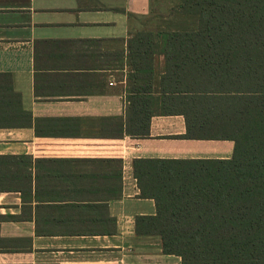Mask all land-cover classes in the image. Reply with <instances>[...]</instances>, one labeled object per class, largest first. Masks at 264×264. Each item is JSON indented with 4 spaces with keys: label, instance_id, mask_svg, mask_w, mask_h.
I'll return each mask as SVG.
<instances>
[{
    "label": "crops",
    "instance_id": "0c3cea01",
    "mask_svg": "<svg viewBox=\"0 0 264 264\" xmlns=\"http://www.w3.org/2000/svg\"><path fill=\"white\" fill-rule=\"evenodd\" d=\"M155 6L0 0V264H181L136 232L157 207L133 161L225 159L234 142L185 137L182 114H155L138 135L127 40L153 30Z\"/></svg>",
    "mask_w": 264,
    "mask_h": 264
},
{
    "label": "trees",
    "instance_id": "16d2710c",
    "mask_svg": "<svg viewBox=\"0 0 264 264\" xmlns=\"http://www.w3.org/2000/svg\"><path fill=\"white\" fill-rule=\"evenodd\" d=\"M176 1L195 26H155L127 40L138 135L155 114H182L185 137L234 148L225 159H134L139 196L157 207L136 216V232L159 235L181 264H264V0Z\"/></svg>",
    "mask_w": 264,
    "mask_h": 264
},
{
    "label": "rangeland",
    "instance_id": "374dc122",
    "mask_svg": "<svg viewBox=\"0 0 264 264\" xmlns=\"http://www.w3.org/2000/svg\"><path fill=\"white\" fill-rule=\"evenodd\" d=\"M155 8L147 27L164 26V28H191L195 26V16L178 12L176 0H154Z\"/></svg>",
    "mask_w": 264,
    "mask_h": 264
}]
</instances>
